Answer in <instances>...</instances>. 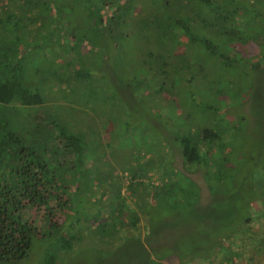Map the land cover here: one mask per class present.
Here are the masks:
<instances>
[{"label":"trees","instance_id":"16d2710c","mask_svg":"<svg viewBox=\"0 0 264 264\" xmlns=\"http://www.w3.org/2000/svg\"><path fill=\"white\" fill-rule=\"evenodd\" d=\"M228 70L237 96L247 86L264 99V0H0V264H20L43 237L51 241L41 264H55L82 235L107 241L111 229L142 230L144 218L140 264H264V156L229 165L219 152L225 143L232 152L236 135L198 125L210 123L208 110L216 119L230 108ZM104 106L124 110L116 134L96 126ZM139 115L165 139L170 160L159 172L106 159ZM176 154L184 168H203L205 204L196 181L172 166ZM163 211L219 231L204 249L170 251L152 231L151 215Z\"/></svg>","mask_w":264,"mask_h":264},{"label":"rangeland","instance_id":"374dc122","mask_svg":"<svg viewBox=\"0 0 264 264\" xmlns=\"http://www.w3.org/2000/svg\"><path fill=\"white\" fill-rule=\"evenodd\" d=\"M254 55L258 52L256 45L251 46L249 48V53ZM230 75V80H228V92H227V99L230 108L226 109L227 113H223L224 107L226 106H219L221 107L220 111H215L216 115L223 114L222 118L209 117V114L212 113L211 110H208V113H205L206 117L209 118L210 123H200L199 126H209L211 128H220L227 125L230 128V132L228 138L231 136L236 135L235 140L236 146L231 147L230 152V144L225 143L224 147L222 148L220 155H229L230 161L229 165L238 163L239 161V154L242 157L246 154L249 155L250 153H256L257 159L262 162V156H264V99L259 98L258 92L251 93L250 90H246L244 83L246 80L242 81V85L244 87L243 91L239 92L237 96V91H239L237 86V79L236 72L232 70L227 71ZM238 80V79H237ZM251 93V94H250ZM183 95V94H181ZM217 96L216 95L210 99V102L213 104H217ZM224 96V95H221ZM242 102V103H240ZM151 103V101H150ZM240 104V105H239ZM148 106L143 102L141 107L145 109L146 116L148 115ZM139 107V106H138ZM107 106H104L100 109V113L97 116L96 126L102 125V130L109 129L110 131L113 130V133H117L121 130L122 125L119 126L121 120L117 118L118 114H122V110H118L117 108L114 109H107ZM140 108V107H139ZM134 108L128 107V115L133 116L130 111L135 114L136 112L133 110ZM130 110V111H129ZM147 110V111H146ZM154 114H158L159 112L162 115L167 114L166 107L161 106L158 108L152 109ZM239 114L242 115V119L240 120ZM235 115H238L235 117ZM244 115V116H243ZM141 117V115L133 117L136 119L138 123L133 124L135 125H128V136L120 134V138L114 146H111L109 149L107 148V152L109 157H107V161L112 159L116 161L124 160L127 164L126 167L132 168V162H142L145 169L155 170L159 172L161 167H164L166 161L170 160V156L168 151L166 150L165 139L161 133H154L151 128V124L148 123L147 118ZM144 118V119H143ZM142 119V120H141ZM196 119H202V114L197 113ZM214 119V121H213ZM141 120V121H139ZM218 120V121H217ZM164 118L161 117L159 123H163ZM129 122V119H128ZM122 137V139H121ZM230 138V139H231ZM116 142V141H115ZM122 142V143H121ZM241 144V147H240ZM112 150V151H110ZM242 151V154L241 152ZM172 157V166L180 169L182 172L193 178L196 183L199 185L201 190V202L205 204L211 198L210 193L208 192V188L206 185V181L202 175L203 168L199 165L193 168H184L182 166L181 157L179 154H176ZM237 160V161H236ZM209 161H211V157H209ZM243 163V159H242ZM261 164V163H260ZM258 166L260 168L263 164ZM249 162H245L242 170V177L246 176V170L249 169L248 167ZM117 166V165H116ZM262 168V167H261ZM142 174L143 171L140 170ZM150 176V180L147 182L156 184L158 181L156 180L157 172H151L148 174ZM186 180L183 182L185 183ZM147 187H149L148 183H145ZM239 185V186H238ZM231 188L230 193L237 194L238 191L241 189L240 187L244 184ZM151 186V185H150ZM154 187V186H152ZM139 208L143 207V209L147 208V203L143 199L140 201L138 200ZM146 204V205H145ZM136 206V204H134ZM156 208L159 207L158 205H154ZM164 212V213H163ZM161 214L156 212V217L152 214L151 218L152 221H155L153 225V230L156 231L159 229V244L167 243L169 244L168 250H173L175 247V251L179 253L180 249L193 247L194 251L196 250L197 246H200L201 249H204L205 245H208L212 239H215V232L219 231L216 227V224L213 223L212 220L209 222H204L202 218H197L193 214L185 216L183 219H179L178 221H170L167 218H163L166 216L168 212L163 211ZM161 215L160 217H158ZM144 219H142L141 223H139V228H142L140 231H133L134 229L127 230H115L111 229L116 233H112L110 236L106 238L107 241H99L95 239L96 237H90L89 234L86 236L82 235L80 237L79 243L75 244L74 250L67 252V254L61 253V256L56 257L54 263L55 264H140V247L137 244V236L138 233L141 234V238L148 236V230L143 229ZM171 223L164 227V224ZM157 227V229H156ZM211 227V228H209ZM213 227V229H212ZM109 229V231H110ZM217 229V230H216ZM214 230L215 232L212 233L210 231ZM137 232V233H136ZM93 236H96L95 233ZM47 237V236H46ZM213 237V238H212ZM144 240V239H143ZM51 241L49 237L46 238H39L33 240L30 254L27 258L21 261L20 264H41V252L44 251L43 248L46 247V243ZM53 242V241H52ZM51 243V242H50ZM49 243V244H50ZM145 245V244H144ZM164 246V245H163ZM163 246L161 248H163ZM55 248L54 246H52ZM167 249L166 247L161 249ZM43 253V252H42ZM166 263L168 264H176L175 259L169 261L167 260Z\"/></svg>","mask_w":264,"mask_h":264}]
</instances>
